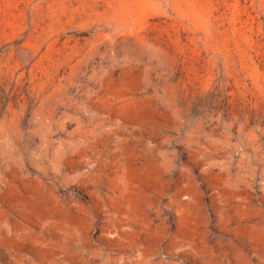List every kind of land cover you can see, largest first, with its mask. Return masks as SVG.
<instances>
[{"label": "rangeland", "instance_id": "1", "mask_svg": "<svg viewBox=\"0 0 264 264\" xmlns=\"http://www.w3.org/2000/svg\"><path fill=\"white\" fill-rule=\"evenodd\" d=\"M0 264H264V0H0Z\"/></svg>", "mask_w": 264, "mask_h": 264}]
</instances>
